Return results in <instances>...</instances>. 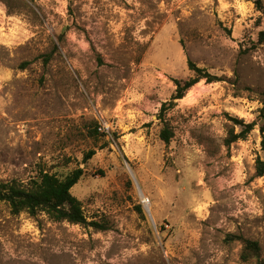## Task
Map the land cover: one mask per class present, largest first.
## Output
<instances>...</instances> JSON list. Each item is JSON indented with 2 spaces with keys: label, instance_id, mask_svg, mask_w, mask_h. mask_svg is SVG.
<instances>
[{
  "label": "rangeland",
  "instance_id": "374dc122",
  "mask_svg": "<svg viewBox=\"0 0 264 264\" xmlns=\"http://www.w3.org/2000/svg\"><path fill=\"white\" fill-rule=\"evenodd\" d=\"M256 1L0 0V181L80 168L88 223L0 202V264H255L240 238L264 261ZM188 61L222 81L169 107ZM228 118L256 124L230 147Z\"/></svg>",
  "mask_w": 264,
  "mask_h": 264
},
{
  "label": "trees",
  "instance_id": "16d2710c",
  "mask_svg": "<svg viewBox=\"0 0 264 264\" xmlns=\"http://www.w3.org/2000/svg\"><path fill=\"white\" fill-rule=\"evenodd\" d=\"M255 5L257 10L264 15L261 0H257ZM263 43L264 28L257 34L256 45ZM187 66L192 76L187 80H173L175 90L168 104L169 107L174 106L176 101L183 99L185 94L202 80H205L207 84L222 81L206 70L197 67L191 61L187 62ZM166 108L167 105L163 104L162 111H165ZM257 120L261 136V150L264 152V106L259 110ZM228 121L232 126L228 128L227 137L224 140L226 147H230L238 141L245 140L256 125L255 123L245 124L237 118H228ZM236 127L240 128L237 133L235 132ZM91 136L106 137L105 134L98 132V128L93 130ZM172 138L173 133L168 129L164 128L159 133V139L166 145L170 143ZM92 155L93 152L87 155L85 162ZM255 171L257 177L264 176V162L260 159L256 160ZM99 173L103 175V172L99 171ZM83 176L84 171L80 168L74 169L63 177L42 170L30 179L27 184H21L15 180L11 182L0 181V202L6 203L13 215L25 212L33 217L42 213L53 222H67L82 226L88 225L81 202L71 194L72 188L77 185ZM239 240L243 244L240 254V259L243 262L254 261L255 264H264V261L260 259V247L256 241L243 238Z\"/></svg>",
  "mask_w": 264,
  "mask_h": 264
},
{
  "label": "bare ground",
  "instance_id": "6f19581e",
  "mask_svg": "<svg viewBox=\"0 0 264 264\" xmlns=\"http://www.w3.org/2000/svg\"><path fill=\"white\" fill-rule=\"evenodd\" d=\"M139 195H140V197H141V199H142V201H143V203H144V207H145V209L147 210V212L149 213V215L152 217V215H151V211H150V208H149V204H147L148 201H147V199L144 197V195L142 194L141 190H139Z\"/></svg>",
  "mask_w": 264,
  "mask_h": 264
},
{
  "label": "built area",
  "instance_id": "2783aa9c",
  "mask_svg": "<svg viewBox=\"0 0 264 264\" xmlns=\"http://www.w3.org/2000/svg\"><path fill=\"white\" fill-rule=\"evenodd\" d=\"M98 132L99 133H101V134H105L106 135V137H108L109 136V130H108V127L107 126H105V125H99L98 126Z\"/></svg>",
  "mask_w": 264,
  "mask_h": 264
}]
</instances>
